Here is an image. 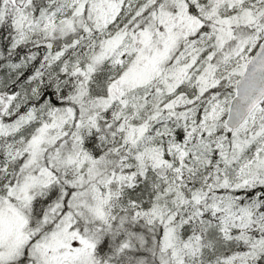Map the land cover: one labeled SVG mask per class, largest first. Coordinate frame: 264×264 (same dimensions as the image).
Listing matches in <instances>:
<instances>
[{
  "label": "snow or ice",
  "instance_id": "snow-or-ice-1",
  "mask_svg": "<svg viewBox=\"0 0 264 264\" xmlns=\"http://www.w3.org/2000/svg\"><path fill=\"white\" fill-rule=\"evenodd\" d=\"M0 264H264V0H0Z\"/></svg>",
  "mask_w": 264,
  "mask_h": 264
}]
</instances>
